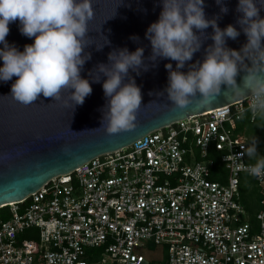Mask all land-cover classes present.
Masks as SVG:
<instances>
[{"label": "built area", "instance_id": "obj_1", "mask_svg": "<svg viewBox=\"0 0 264 264\" xmlns=\"http://www.w3.org/2000/svg\"><path fill=\"white\" fill-rule=\"evenodd\" d=\"M244 97L149 131L0 205V264H264ZM215 152L225 181L212 179ZM242 175L262 198L251 221ZM150 245L162 255L147 256Z\"/></svg>", "mask_w": 264, "mask_h": 264}, {"label": "clouds", "instance_id": "obj_2", "mask_svg": "<svg viewBox=\"0 0 264 264\" xmlns=\"http://www.w3.org/2000/svg\"><path fill=\"white\" fill-rule=\"evenodd\" d=\"M162 5L157 20L150 23L145 36L151 44L148 59L169 58L168 84L156 95L167 94L179 109L185 108L193 99L201 105L212 103L222 93L246 96L248 111L264 121V0H238L237 23L247 36L240 50L229 48L226 38L235 40L240 31L228 24L221 28L217 18L206 17L205 0H160ZM220 12L228 8L222 0H216ZM92 0H0V81L16 77L11 85V95L23 104H31L42 93L53 100L61 99L62 89H70L69 98L73 108L83 104L92 92L88 78L81 76L85 62L91 53L85 48L93 44L89 36L88 22L93 18ZM111 18V17H110ZM19 20V30L27 37H34L21 51L6 40L9 23ZM213 28V44L205 49L202 60L181 71L187 61L198 51L204 30ZM195 29V31H194ZM137 41L139 37H130ZM104 43H110L105 37ZM104 44H96L97 50ZM250 64L245 63V60ZM108 63L100 62L89 71L93 81L103 80V90L108 102L103 110L101 126L110 134L134 127L136 114L141 106L142 93L135 79L129 77V69L140 73L147 70L144 48L129 51L127 47L113 49L108 53ZM243 71L241 83L238 74ZM223 86V87H222ZM152 94V93H150ZM260 126H264L261 124ZM86 130V129H85ZM82 130V131H85ZM73 131V130H72ZM251 163L245 170L252 176H264V154L258 152V139L253 137L246 147Z\"/></svg>", "mask_w": 264, "mask_h": 264}, {"label": "water", "instance_id": "obj_3", "mask_svg": "<svg viewBox=\"0 0 264 264\" xmlns=\"http://www.w3.org/2000/svg\"><path fill=\"white\" fill-rule=\"evenodd\" d=\"M222 3L227 6V13L220 12L216 0H205L206 17L217 18L221 28L233 24L240 35L235 40L226 38V44L229 48L240 50L247 42V36L237 23L242 15L236 10L238 0H222ZM92 7L94 16L88 26L94 43L85 48V52L91 53V59L81 69V76L89 79L92 92L85 97L83 104L73 108L70 89L65 88L61 91L60 100L44 97L41 93L35 102L25 105L11 95L15 76L7 82L0 81V205L18 201L51 177L67 173L96 155L126 146L149 131L246 97L222 93L210 104L201 105L193 99L185 108H177L166 93L156 95L168 84L165 64L171 62L175 68L176 61L159 57L155 61L148 59L151 44L145 32L150 23L159 17L162 8L160 0H92ZM261 15L264 16V11ZM19 25L18 19L9 23L6 40L22 51L25 44L33 42L34 37L23 35ZM204 32L207 38L201 37V48L181 71H188L192 63L202 60L206 47L213 44L211 25ZM133 35L139 40H132L130 37ZM105 37L110 43H104ZM96 44L104 46L97 50ZM139 46L144 48L147 70L141 68L137 74L129 69L125 82L129 77L135 79L142 93L141 106L134 127L110 134L105 126H101L103 110L108 102L102 87L106 77L101 75L100 82L93 81L89 71L100 62L108 63V53L113 49L127 47L129 51H134ZM0 47L3 45L0 44ZM245 63L250 64V61L246 59ZM243 74V71L238 74V84Z\"/></svg>", "mask_w": 264, "mask_h": 264}, {"label": "trees", "instance_id": "obj_4", "mask_svg": "<svg viewBox=\"0 0 264 264\" xmlns=\"http://www.w3.org/2000/svg\"><path fill=\"white\" fill-rule=\"evenodd\" d=\"M261 124H264V121L257 118L255 122L246 123L243 131L246 135L247 146L250 144L252 138L256 137L258 139V152L264 154V126H260ZM211 155L215 158V164L212 168L210 177L214 180L224 182L225 175L222 164L215 152H212ZM248 184H250V186H248ZM239 190L241 202L243 203L250 220L254 221V214L259 208V200L262 198V194L259 193L252 179L246 175H242L240 178Z\"/></svg>", "mask_w": 264, "mask_h": 264}, {"label": "rangeland", "instance_id": "obj_5", "mask_svg": "<svg viewBox=\"0 0 264 264\" xmlns=\"http://www.w3.org/2000/svg\"><path fill=\"white\" fill-rule=\"evenodd\" d=\"M248 186H250V184H248ZM162 250L160 246H154V245H150L149 249L146 251L147 256L152 257V256H156V257H160L162 255Z\"/></svg>", "mask_w": 264, "mask_h": 264}]
</instances>
